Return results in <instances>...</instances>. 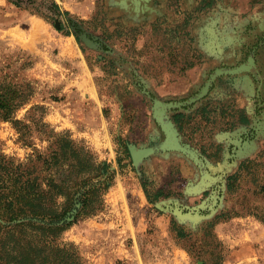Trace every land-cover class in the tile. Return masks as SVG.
Masks as SVG:
<instances>
[{"label": "rangeland", "instance_id": "374dc122", "mask_svg": "<svg viewBox=\"0 0 264 264\" xmlns=\"http://www.w3.org/2000/svg\"><path fill=\"white\" fill-rule=\"evenodd\" d=\"M49 1L74 10L73 4L82 0H37L31 9L0 0V88L30 94L15 120L30 126L31 144L26 145L14 124L1 117L0 142L6 156L25 161L35 149L46 152L54 144V138L44 133L48 126L56 137L68 134L83 142L99 163L107 164L109 173L92 182L111 183L100 197L103 205L85 213L60 242L77 246L86 264H223L230 254L229 240L219 235L228 226L225 231L234 236L249 229L247 241L258 244L254 248L262 243L254 260L237 264H264V235L257 239L260 227L250 224H264V144L253 159L244 161L232 186L228 189L225 184L221 206L211 217L180 219L158 210L156 204L162 201L193 208L211 196L206 192L190 199L182 196V190L200 174L179 153L151 157L138 167L130 156V145H152L149 138L157 137L152 101L135 93L132 70L163 100L191 94L180 95L174 73L167 76L171 67H179L174 61L180 59L165 55L160 46L166 39L173 40L139 18L114 16L104 8L103 0H85L95 3L92 15L73 16L91 40L100 41L101 49L96 50L80 42L69 26L60 31L45 17H60L46 7ZM103 44L111 51L103 52ZM215 103L181 120L185 142L196 149L207 148L217 134L218 138L224 135L223 114L215 110L217 106L223 110V103ZM219 158L213 162L222 163ZM57 174L55 169L56 180ZM179 179L182 184H175ZM161 194L162 200L150 202L149 195L157 200ZM178 230L184 237H179Z\"/></svg>", "mask_w": 264, "mask_h": 264}, {"label": "flooded vegetation", "instance_id": "af4514ba", "mask_svg": "<svg viewBox=\"0 0 264 264\" xmlns=\"http://www.w3.org/2000/svg\"><path fill=\"white\" fill-rule=\"evenodd\" d=\"M145 1H149L145 3V13L161 12L163 16L154 22L151 21L150 16L144 15V20L141 21L146 25L151 24L152 30L158 29L164 32L165 38H171L173 42L166 39L161 42L160 47L165 55H175L180 59L174 61L178 62L179 67H171L173 69H169L171 72L167 76L174 73L180 83L178 86L180 95L191 93L186 98L173 101H186L199 94L212 77L216 76L204 98L190 106L174 110L171 117L184 140L181 120L187 117L189 112H196L204 105L215 102L223 103V110L218 106L215 110L223 114L221 131L224 135L219 139L217 134L215 143L211 142L209 147H201L197 150L207 162H211L209 171L213 175L225 177L224 185L217 182L206 193L210 196L214 190L219 191L221 187H225V184L229 189L234 178L247 163L244 161L253 159L264 144V0ZM154 3L156 7L152 5ZM62 11L66 10L62 9ZM170 16H175V19L168 20ZM60 17L56 20L62 29L69 26L78 35L85 32L80 25L82 22L73 14L60 15ZM102 49L103 52L111 51L104 44ZM99 60H103V57L99 56ZM121 61L127 62L124 58ZM171 64L169 61L168 66ZM131 81L135 93H141L148 101L150 99L144 91L159 97V94L145 84L140 76H136L133 70ZM155 125L158 130L157 137L149 138L150 144L153 145L165 139L156 122ZM216 154L222 158L220 159ZM217 158L222 163H214ZM192 166L200 174L199 168L194 163ZM175 184H182V179ZM262 190L264 193V186ZM182 194L184 198L193 197L187 196L185 190H182ZM163 197V194L159 195V198ZM159 198L151 199L156 202ZM208 212L203 213L208 215Z\"/></svg>", "mask_w": 264, "mask_h": 264}, {"label": "trees", "instance_id": "16d2710c", "mask_svg": "<svg viewBox=\"0 0 264 264\" xmlns=\"http://www.w3.org/2000/svg\"><path fill=\"white\" fill-rule=\"evenodd\" d=\"M8 1L26 9L37 2ZM45 5L57 16H71L56 1ZM45 17L60 31L64 29L56 18ZM73 34L81 42L79 35ZM29 96L0 88V117L14 124L26 145L31 144L30 126L15 118L18 108L28 102ZM34 121L39 122L37 118ZM46 127L44 133L49 139L54 138V144L46 152L35 149L25 161L6 156L0 142V264H86L77 246L64 245L60 240L85 213L89 215L101 208L100 197L111 183L92 182L107 175L109 168L99 163L95 153L83 142L70 139L68 134L56 137ZM60 198L64 202H59ZM149 200L155 203L150 197ZM178 233L184 237L180 230Z\"/></svg>", "mask_w": 264, "mask_h": 264}, {"label": "water", "instance_id": "95a60500", "mask_svg": "<svg viewBox=\"0 0 264 264\" xmlns=\"http://www.w3.org/2000/svg\"><path fill=\"white\" fill-rule=\"evenodd\" d=\"M79 37L80 40H82L88 47L96 50L101 48V45L98 42L96 43L94 40H91L86 32L79 35ZM215 78L216 76H213L211 81L208 82L207 86L199 94L190 97L186 101L162 100L157 96H153L150 92L144 91L148 98L152 101L153 118L164 133L165 139L154 145H143L140 147L136 145L129 146L133 165L135 167H138L142 161L150 159L153 156H168L172 153H179L193 162L200 170V177L197 181L188 184L185 189V194L187 196H197L205 193L217 182H221L224 185L225 177L223 175H213L209 171V169H211L210 163L206 161L197 149L184 142L181 133L179 132L175 122L172 120L171 113L176 109H182L185 106H190L204 98L209 90V87L212 85L213 81H215ZM223 192L224 186L221 187L219 191L214 190L207 200L193 208L182 207L179 202L173 200L162 201L156 204V207L162 212H171L176 216H179L180 219L194 216H201L204 218L211 217L221 206L223 201ZM207 211H209V214L203 215V212ZM73 214H76V211H74ZM71 220L72 218L68 219V221ZM199 264L203 263L200 262Z\"/></svg>", "mask_w": 264, "mask_h": 264}, {"label": "crops", "instance_id": "0c3cea01", "mask_svg": "<svg viewBox=\"0 0 264 264\" xmlns=\"http://www.w3.org/2000/svg\"><path fill=\"white\" fill-rule=\"evenodd\" d=\"M84 1V2H83ZM87 3V4H86ZM145 3H149V1H145V0H103V4H104V8L108 9L110 11L111 14L115 15H121L123 17H132V18H139L140 20H144V15H148L150 16V19H152L151 21H156L158 18H162V14L161 12H154L152 14H147V12L145 13ZM155 7L157 6L156 3L152 4ZM74 6V10H71V8H62L63 10H66L68 12H70L71 14H75L77 13L78 15H80L82 18H88L92 15L94 9H95V3L94 2H86L85 0L82 1H78L76 4H73ZM175 16H170L168 18V20H174ZM162 21V20H161ZM144 45V44H143ZM138 47H143L141 46V44H139ZM143 130V129H141ZM156 131H158L156 129ZM162 200V198H159V200ZM245 221V220H244ZM235 221L232 222H225L223 223L224 225H231V223H233ZM241 222V221H239ZM238 223V222H236ZM250 224L252 225H258L260 228V235L257 239H259L260 237H263L264 235V224L261 222H253L250 221ZM256 226V227H258ZM228 227V226H225ZM225 227L222 230V234L219 235L220 239H228V249L230 252V256L228 255L227 258L224 260L223 264H237L249 259H253L254 257L258 256V252L257 250L261 249L262 247V243L259 244V249H256V247L254 248V246L258 245V244H251L247 241V238L249 236L248 232L250 231L249 229H246L244 231V229L241 230L240 233H238L236 236H234V234L228 233L227 231H225ZM259 232H257L258 234ZM250 249V250H249ZM253 249V250H252ZM248 251V252H246ZM244 257V258H243ZM241 258V259H239ZM243 258V260H242Z\"/></svg>", "mask_w": 264, "mask_h": 264}, {"label": "bare ground", "instance_id": "6f19581e", "mask_svg": "<svg viewBox=\"0 0 264 264\" xmlns=\"http://www.w3.org/2000/svg\"><path fill=\"white\" fill-rule=\"evenodd\" d=\"M262 24V23H261ZM248 88V87H247ZM213 170V169H212ZM214 171V170H213Z\"/></svg>", "mask_w": 264, "mask_h": 264}]
</instances>
